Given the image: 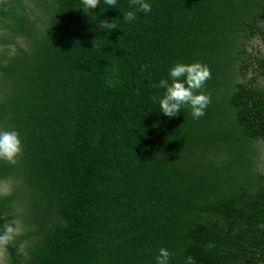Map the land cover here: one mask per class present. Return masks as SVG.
Listing matches in <instances>:
<instances>
[{
    "label": "trees",
    "instance_id": "16d2710c",
    "mask_svg": "<svg viewBox=\"0 0 264 264\" xmlns=\"http://www.w3.org/2000/svg\"><path fill=\"white\" fill-rule=\"evenodd\" d=\"M146 2L127 22L130 0H0V129L25 146L0 160L5 264H156L162 247L264 264V0ZM196 61L206 114L164 115L159 81Z\"/></svg>",
    "mask_w": 264,
    "mask_h": 264
},
{
    "label": "clouds",
    "instance_id": "9594fccd",
    "mask_svg": "<svg viewBox=\"0 0 264 264\" xmlns=\"http://www.w3.org/2000/svg\"><path fill=\"white\" fill-rule=\"evenodd\" d=\"M83 11L90 13L92 9L100 6L101 0H81ZM108 7H117V0H103ZM130 7L123 19L132 22L137 17V12L148 13L151 5L146 0H130ZM101 27L110 32L116 29L115 23L107 20L101 21ZM147 66H145L146 68ZM169 79H161L158 87L165 89L164 95L159 100L161 112L168 117H176L184 107L191 109L194 119H199L206 114V109L211 103L210 93L203 91L206 82L211 79V70L207 64L196 61L191 64L177 63L169 71ZM156 100V97H153ZM24 144L17 130L0 129V160L15 164L17 158L23 154ZM18 226L15 223H6L0 228V247L12 244L18 236ZM173 254L167 248H160L156 256V264H170ZM185 264H196L193 257H187Z\"/></svg>",
    "mask_w": 264,
    "mask_h": 264
},
{
    "label": "rangeland",
    "instance_id": "374dc122",
    "mask_svg": "<svg viewBox=\"0 0 264 264\" xmlns=\"http://www.w3.org/2000/svg\"><path fill=\"white\" fill-rule=\"evenodd\" d=\"M0 190L1 191H5L6 190V186L4 185V183H0ZM0 264H5V262L2 260V252L0 250Z\"/></svg>",
    "mask_w": 264,
    "mask_h": 264
}]
</instances>
